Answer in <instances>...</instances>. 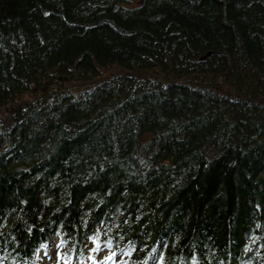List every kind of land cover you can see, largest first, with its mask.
<instances>
[{
    "label": "trees",
    "instance_id": "obj_1",
    "mask_svg": "<svg viewBox=\"0 0 264 264\" xmlns=\"http://www.w3.org/2000/svg\"><path fill=\"white\" fill-rule=\"evenodd\" d=\"M56 244L264 264V0H0V264Z\"/></svg>",
    "mask_w": 264,
    "mask_h": 264
},
{
    "label": "rangeland",
    "instance_id": "obj_2",
    "mask_svg": "<svg viewBox=\"0 0 264 264\" xmlns=\"http://www.w3.org/2000/svg\"><path fill=\"white\" fill-rule=\"evenodd\" d=\"M148 136H145L147 138ZM62 246L56 244L55 246L48 248L47 245L43 248V253L40 258L43 260V264H66L65 255L62 253ZM93 264H118L115 255L107 254L105 258L99 259Z\"/></svg>",
    "mask_w": 264,
    "mask_h": 264
},
{
    "label": "water",
    "instance_id": "obj_3",
    "mask_svg": "<svg viewBox=\"0 0 264 264\" xmlns=\"http://www.w3.org/2000/svg\"><path fill=\"white\" fill-rule=\"evenodd\" d=\"M210 54L211 52H209L206 56L202 57V59H206Z\"/></svg>",
    "mask_w": 264,
    "mask_h": 264
}]
</instances>
